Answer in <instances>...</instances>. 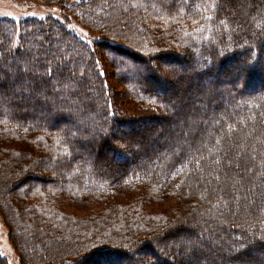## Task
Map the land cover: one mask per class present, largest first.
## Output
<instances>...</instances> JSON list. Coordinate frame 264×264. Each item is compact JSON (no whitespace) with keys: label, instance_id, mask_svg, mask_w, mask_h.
I'll return each mask as SVG.
<instances>
[{"label":"trees","instance_id":"trees-1","mask_svg":"<svg viewBox=\"0 0 264 264\" xmlns=\"http://www.w3.org/2000/svg\"><path fill=\"white\" fill-rule=\"evenodd\" d=\"M31 1L58 6L98 39L89 45L50 15L0 17V214L20 264L255 254L264 244V161L255 159L264 154V0ZM228 71L256 86H231L220 77ZM33 74L37 87L22 89ZM214 79L224 86L211 88ZM165 83L191 96H171ZM235 153L258 171L251 202L223 180ZM173 239L177 255L166 248Z\"/></svg>","mask_w":264,"mask_h":264},{"label":"rangeland","instance_id":"rangeland-1","mask_svg":"<svg viewBox=\"0 0 264 264\" xmlns=\"http://www.w3.org/2000/svg\"><path fill=\"white\" fill-rule=\"evenodd\" d=\"M248 1H251V2L257 1L258 2L260 0H244V3H248ZM48 15L53 16V17L65 22L66 25L68 26V28L79 39H81L82 41H84L85 43H87L89 45L98 39V36L95 33L86 29L78 21H76L72 18H65L64 13L62 12V10L58 6L46 5L44 3H41L38 1H31V0H0V17H9V18H13V19H20V18H25V17H29V16H35V17L42 18V17L48 16ZM69 26H71V27H69ZM126 46H128V45H126ZM50 53H52L51 54L52 57H54V54L59 56V54H57V53H54V54H53V52H50ZM56 58H57V56H56ZM57 60H58V58H57ZM155 70L159 73L165 72L164 68H162V65H160V63L157 64V69H155ZM145 73H146L145 71H141V76H144ZM10 74H12V73H10ZM220 77L223 79H227L228 80L227 82H229V84L231 83V86H239L241 90H246V89L249 90L252 87L256 86L255 84L251 83L249 81V79L239 82V76L233 72H229V71L228 72H222L220 74ZM261 78H262V80L260 79V81L264 82V75L263 74H261ZM72 80H75V79H72ZM108 80H109V82H112V84H115V85L118 84V82H116L113 78H109ZM75 84L79 87L81 86L79 84V82H76ZM208 84L211 88L212 87L216 88V86L219 85L217 83V81H215V79L212 81L210 80V82H208ZM221 84L222 83H220V85ZM165 85H167V86H165ZM165 85H163L166 87L165 90L168 91L169 92L168 94L171 96L172 95L173 96L174 95H177V96L180 95L182 97L184 96L187 98H189V96H191V94H188L187 90L183 87L178 89L174 86V84L168 85V83H165ZM222 86H224V85L222 84L221 87H217L216 89H218V88L220 89V88H222ZM209 90L210 91H208V93L211 95V89H209ZM248 90H246V91H248ZM160 125H163V124H160ZM191 126H193V125H191ZM178 128H180V127H178ZM170 129L173 130L174 128H170ZM193 130L194 129L190 128L191 132ZM115 136L119 137V133L118 132L115 133ZM161 136H162V134H161ZM139 139H140V137L139 138L135 137V139H133V140L135 142V141H138ZM259 140L261 141V139H259ZM260 144H262V142ZM262 147H264V144ZM147 148H148V144L143 147L144 150ZM143 149L141 148V151ZM239 150H243V147L238 149L237 151H239ZM255 150H257V149H255ZM98 155H101L102 159H104V160L105 159L108 160L107 157L111 158L110 153H108L104 147H101V148L99 147ZM257 156L255 155L256 158L254 157L256 160L258 159V160L264 161V154H257ZM233 158L235 160L232 162H227V161H225V159H223L224 165L226 164L227 167H228V165H230L232 167L231 171H229V173H226L227 176H226V174H224L223 180H225V179L227 180V182L229 184L228 187L230 188V190L234 196L238 197V193H239L242 195L243 199L251 202V201H253V197L251 194L254 191V187H256L258 184V181H257V183H255V179L257 178L256 175H257L258 171H256L255 169L254 170L252 169V172H250L249 165L247 166L246 170H244L242 168V165H241V162H240V159H239L237 153H235ZM236 158H238V159L236 160ZM233 165H234V167H233ZM248 174H251L252 178H250V179L248 177L245 178V176L246 175L248 176ZM246 180H248L249 183H247ZM251 180H253L254 185H249V184H251ZM241 186L242 187L244 186V189H245V191L243 193H242V190L240 188ZM237 191H238V193H237ZM232 201H233V203H236V201L234 199ZM256 207H257V209H259L262 206L258 205ZM176 228H180V227H176ZM185 232H189V231H184V233ZM187 234H189V233H187ZM171 235H169V236H171ZM184 235H186V234H184ZM186 237H187V240H190L189 242H192V244L197 246V248H199V249H206L208 247L211 249V247H210L211 243L207 244L208 245V246L206 245L207 247L205 245L202 246V240H206L205 237L198 236V238H196V239H193L189 235H186ZM174 240L175 239H173L172 242L167 241V245H166V248L167 249L169 248V250L172 253L175 251V248H174L175 244L179 242L177 240L174 242ZM204 243H206V241ZM257 246H258V248L255 251V254H252V253L249 254V253L243 252V254L246 255V256H244V258H243V255L240 258H238L239 255L231 256V254L234 253L232 251H234L235 249L230 248V250H227L225 247H223V249L221 248V253L217 254L218 258L216 260H213V261L217 264H243V262H241V259L244 260V259H250L251 257H255L258 259L263 258V260H264V244L263 245H257ZM166 252H168V251L166 250ZM174 253L177 255L179 253V251H175ZM0 254L6 258L8 264H20V260H19L17 254L15 253L13 247L11 246V244L8 240V230H7V227L3 221L1 214H0ZM228 255L230 257H228ZM185 258H186V260L190 259V260L194 261V262H192V264H212L208 258H204L200 255L197 257H194V256H190L189 254H187V257H185Z\"/></svg>","mask_w":264,"mask_h":264},{"label":"snow or ice","instance_id":"snow-or-ice-1","mask_svg":"<svg viewBox=\"0 0 264 264\" xmlns=\"http://www.w3.org/2000/svg\"><path fill=\"white\" fill-rule=\"evenodd\" d=\"M212 7H213V10H215V7H216L215 3H213ZM206 19L211 20L212 17L209 16V17H206ZM221 23H224L226 25L227 22L226 21H221ZM69 27H71V26H69ZM47 71H48V73H51L52 69L49 68V69H47ZM100 75L103 76V75H106V73L101 72ZM0 85H3V77H0ZM20 87L22 89L26 88L27 90L35 89L37 87V84H36V81H35V74H33V79L31 81H24L23 78H22V82H21ZM262 239H264V237H262Z\"/></svg>","mask_w":264,"mask_h":264}]
</instances>
